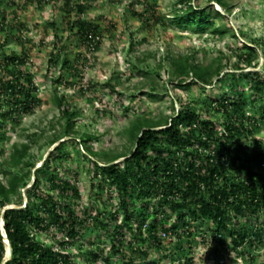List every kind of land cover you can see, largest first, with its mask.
<instances>
[{"label":"rangeland","instance_id":"374dc122","mask_svg":"<svg viewBox=\"0 0 264 264\" xmlns=\"http://www.w3.org/2000/svg\"><path fill=\"white\" fill-rule=\"evenodd\" d=\"M225 1L227 7L216 0L195 2L200 7L215 4L225 15L215 24L221 23L230 31L220 36L172 25L169 17L183 7L179 0H0V78L9 74L8 69L16 68L2 65L6 57H22L24 62L17 69L33 78L35 95L40 99L32 111L17 114L16 118L5 116L6 106L0 109V180L7 182L3 171L11 169L8 160L14 144H29L25 161L35 164L13 168L29 176L26 186L21 185L9 204L0 207V213L19 207L20 200L25 206L36 170L60 145L63 158H57L54 166L79 190V195L70 196L69 201L77 215L86 219L82 237L68 249L76 264H185L187 257H192V264H264V248L254 251L255 260L251 255L228 251L229 244L221 249L220 256L208 253V248L215 246L209 230L214 227L212 223L193 224L194 235L183 238L181 243L163 236V248L152 247L146 234L133 237L125 227L119 242L113 235L123 221L118 194L107 182L101 183L102 175L95 174V167L83 156L92 158L89 146L99 153L108 152L109 157L129 154L135 140L128 128L138 117L167 119L188 106L222 122L225 115L210 110L209 103L223 96L232 98L242 93L248 104L244 107L247 114L263 115L264 91L262 97L254 99L251 80L254 71L263 73L264 0ZM79 4L84 5L81 14ZM80 18L100 25L98 46L80 40L75 26ZM245 44L258 54L251 65L246 61L249 50ZM168 55H189L197 63H221L224 68L212 85L197 84L194 76L178 84ZM56 94L65 97L75 115H63L55 101ZM67 125L73 133L65 134ZM85 134L95 139L85 144ZM255 135L264 139V120ZM101 156L93 159L103 164ZM41 176L44 179L46 175ZM44 187L48 188L46 184ZM140 206L132 209H139V220H149L151 209ZM117 212L118 220H114ZM175 218L171 211L162 217L169 223ZM100 221L109 222L108 230ZM63 236L54 224L37 234L49 246L57 245ZM139 246L150 249L149 258L136 252ZM117 249L121 253H116ZM94 254H99L97 260Z\"/></svg>","mask_w":264,"mask_h":264},{"label":"trees","instance_id":"16d2710c","mask_svg":"<svg viewBox=\"0 0 264 264\" xmlns=\"http://www.w3.org/2000/svg\"><path fill=\"white\" fill-rule=\"evenodd\" d=\"M195 2L179 0L183 7L169 17L170 23L199 34L212 32L223 36L230 31L221 23L215 24L225 17L215 4L200 7ZM216 2L228 6L225 0ZM77 10L81 14L84 5L79 4ZM75 26L83 43L98 46L101 38L98 23L80 18ZM244 46L249 50L247 64L251 65L257 51L249 44ZM167 59L178 84L194 76L195 83L212 85L224 68L221 63L217 66L197 63L189 55H168ZM23 62L18 55L6 57L2 62L6 68L16 67L8 69L9 74L0 78V109L7 107V117L28 113L40 103L33 78L17 69ZM262 72L253 73L254 99L262 97L264 91V63ZM55 101L64 116L76 114L70 111L64 96L56 94ZM209 104L210 110L225 115L222 122L204 117L193 107L183 106L167 119L138 117L128 128L135 140L129 154L109 157L106 151L99 153L87 147L92 158L87 154L84 158L95 167V174L102 175L101 183L107 182L118 194L123 221L115 227L113 235L119 242L122 243L125 227L133 237L146 234L152 247L163 248V236L181 243L183 238L194 235L193 224L212 223L214 227L209 230L215 246H210L208 253L220 256L221 249L229 244L228 251H237L239 256L251 255L255 260L254 251L264 248V139L255 135L264 120V108L260 117L247 114L244 107L248 104L242 93L232 98L213 99ZM70 133H73L72 127L67 125L65 134ZM94 139L85 134L82 141L89 144ZM29 150V144H14L8 160L11 169L3 171L7 182L0 180V207L9 204L21 185L26 186L28 173L18 174L13 168L21 164L35 165L25 161ZM101 154L103 164L93 159ZM50 155L36 170L25 206L20 200L19 207L0 213L11 246V256L5 264H76L68 249L82 237L86 219L77 215L69 201L70 196L79 195V190L71 179L61 177L54 166L57 158H63L60 145ZM121 158L124 161L118 162ZM41 174L46 175L44 179ZM136 205L151 209L149 220H139V209H132ZM168 211L176 217L173 223L162 219ZM118 213L114 220H118ZM52 224L64 235L55 246L37 238L38 233L49 230ZM100 224L107 229L109 222L100 221ZM135 250L143 258L150 257L149 248L139 246ZM6 252L0 227V264ZM116 253H121L120 249ZM98 257L99 254H94V260ZM185 264H192V257H187Z\"/></svg>","mask_w":264,"mask_h":264},{"label":"water","instance_id":"95a60500","mask_svg":"<svg viewBox=\"0 0 264 264\" xmlns=\"http://www.w3.org/2000/svg\"><path fill=\"white\" fill-rule=\"evenodd\" d=\"M4 237H5V239H7L8 242H9V239H8L7 234H4ZM9 243H10V242H9ZM10 256H11V246H10V250H8V252H7V257L5 256V259H4L3 264H5V262L10 258Z\"/></svg>","mask_w":264,"mask_h":264},{"label":"clouds","instance_id":"9594fccd","mask_svg":"<svg viewBox=\"0 0 264 264\" xmlns=\"http://www.w3.org/2000/svg\"><path fill=\"white\" fill-rule=\"evenodd\" d=\"M1 230H2V232H3V235L6 234V232H5V230H4V223L1 224ZM4 239H5V237H4ZM6 251H8V250H7V244H6ZM6 253H7V252H6Z\"/></svg>","mask_w":264,"mask_h":264},{"label":"bare ground","instance_id":"6f19581e","mask_svg":"<svg viewBox=\"0 0 264 264\" xmlns=\"http://www.w3.org/2000/svg\"><path fill=\"white\" fill-rule=\"evenodd\" d=\"M6 244H7V250H10V243L8 242L7 239H6Z\"/></svg>","mask_w":264,"mask_h":264},{"label":"built area","instance_id":"2783aa9c","mask_svg":"<svg viewBox=\"0 0 264 264\" xmlns=\"http://www.w3.org/2000/svg\"><path fill=\"white\" fill-rule=\"evenodd\" d=\"M165 235V234H164Z\"/></svg>","mask_w":264,"mask_h":264}]
</instances>
